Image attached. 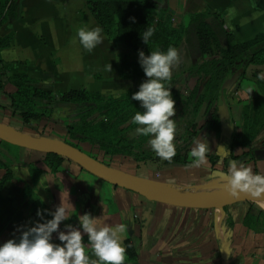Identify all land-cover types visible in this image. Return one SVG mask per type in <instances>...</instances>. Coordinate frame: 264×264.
<instances>
[{
    "label": "crops",
    "instance_id": "crops-1",
    "mask_svg": "<svg viewBox=\"0 0 264 264\" xmlns=\"http://www.w3.org/2000/svg\"><path fill=\"white\" fill-rule=\"evenodd\" d=\"M159 7L168 10L175 27L181 24L185 13L210 10L223 15L226 26L239 41L264 31V0H162ZM85 25H100L85 0H20V16L0 26V37L13 34L10 45L1 50L4 68L10 75L37 79L41 87L57 94L87 88L118 96L138 88L146 76L125 79L118 73L119 55L128 50L111 42L103 31V41L89 51L77 36L78 30ZM177 48L180 61L172 68V77L177 84L179 75H188L195 82L197 75L202 76L199 72H191L196 60L190 57L184 42ZM108 63L112 65L111 72L106 71ZM258 66L264 68V65ZM18 83L14 78L5 82L4 92L0 93V121L18 131L60 138L61 133H55L62 129V119L73 114L75 105L56 100L49 120L24 123L12 111L7 95ZM241 87L239 100L231 89L226 94L236 124L243 121L242 104L258 94L254 87ZM205 109L203 103L198 116ZM197 139L209 144L206 161L198 167L189 168L187 164L165 162L162 158L146 162L131 158L124 163L121 160L125 156L111 164L161 188L191 192L225 188L232 160L251 165L255 173H264V159L258 156L254 159L230 157L231 153L240 155L248 148L264 149V127L247 147L231 148L225 137L206 128L198 132L191 149ZM19 152L21 155L16 157L0 143V159L10 164L14 176L33 186L38 198L50 210L54 211L61 199L72 204L73 207L69 204L72 216L61 222L60 229L65 230V224L80 227L78 217L85 212L99 217L109 226L122 223L125 225L120 233L123 242L131 238L136 251L137 259L130 264H264V198L214 208L175 206L148 200L132 190L115 186L67 158L62 160L58 171L51 172L42 160V152L23 147ZM212 154L216 155L214 159L210 158ZM29 163L44 169L35 184L31 180ZM248 211L256 218L255 227L244 224ZM37 220L40 219L31 214L19 186L13 180L6 181L0 190V242L18 236L22 228ZM83 238L89 255L96 259L87 235ZM53 240L61 243L56 232Z\"/></svg>",
    "mask_w": 264,
    "mask_h": 264
},
{
    "label": "trees",
    "instance_id": "trees-1",
    "mask_svg": "<svg viewBox=\"0 0 264 264\" xmlns=\"http://www.w3.org/2000/svg\"><path fill=\"white\" fill-rule=\"evenodd\" d=\"M86 6L103 28L108 39L115 45L123 46L128 51L119 55L118 73L121 78L145 77V73L138 62V57H133L132 52L138 54L143 50L150 54L159 48L166 51L169 46L178 47L182 42L186 44L191 58L202 60L201 63L192 66V73L197 75L195 84L186 90L178 89L176 80L172 77L168 82L175 99L176 113L172 117L174 121L188 119L183 145L176 146V155L170 163L188 164L191 160L188 154L191 144L196 137L194 127L195 117L205 101L210 96L215 101L210 110V115L201 128L210 127L217 135H220L221 125L218 114V105L221 96L223 82L234 75L245 77L250 65H264V31H260L253 37L239 41L225 24L223 15L210 10L185 13L178 27L172 23V15L166 9L160 8L162 0H85ZM20 16V0H0V26L8 20H16ZM135 19H132V18ZM148 27H155L154 35L148 43H144L141 35ZM13 34L0 37V93L4 92L5 82L11 78L19 81L13 92L7 93L10 99V107L18 114L24 123L33 120H49L53 114V105L56 100L69 102L75 105L72 115L62 119V127L65 129L66 142L87 152L94 158L105 164H111L113 156L119 154L130 156L134 161H148L161 158L154 153L146 138L129 137L128 131L138 127L132 119L126 121L137 111H142L140 102L132 99V93L137 91L127 90L118 96L105 95L99 91L87 88L69 89L60 94L45 89L38 84V80L28 75H10L4 68L1 50L10 45ZM255 77V76H254ZM258 94L244 102V122L241 133L232 135L229 147H247L264 127V79L259 75L254 78ZM226 100V98H224ZM208 129V128H207ZM61 138V137H60ZM11 145L0 140V143ZM90 143L91 149L87 150L81 143ZM96 147V148H94ZM101 154L103 158H100ZM216 155H210L214 159ZM249 157L254 159L257 154L251 148L240 155L230 154L233 159ZM65 159L57 154L43 153L42 160L51 172L60 168ZM165 162H169L165 160ZM0 190L4 183L13 180L20 188L23 197L27 201L30 212L37 216V209H50L36 195L33 186L23 179L14 176L10 164L0 159ZM32 183L35 184L44 171L40 166L29 163ZM258 173V172H257ZM46 218H51L49 212H45ZM228 222L231 223L229 218ZM256 218L248 211L244 217V224L255 227ZM126 259L124 264L134 263L137 259L136 251L131 238L125 239ZM89 252V251H88Z\"/></svg>",
    "mask_w": 264,
    "mask_h": 264
},
{
    "label": "clouds",
    "instance_id": "clouds-1",
    "mask_svg": "<svg viewBox=\"0 0 264 264\" xmlns=\"http://www.w3.org/2000/svg\"><path fill=\"white\" fill-rule=\"evenodd\" d=\"M155 31V27H148L141 35L143 42L147 44ZM102 33L100 25H85L78 30L77 36L83 47L91 51L103 41ZM179 61L180 50L175 46H169L166 51L157 48L147 55L142 49L138 50V62L146 79L132 93V99L138 100L142 109L132 117V121L139 125L136 132L150 136L148 142L151 148L169 162L176 155L173 142L176 123L172 119L176 113V101L168 82L172 78V68ZM106 71H112L110 63L106 65ZM259 78L264 79V74H260ZM208 150L209 144L197 139L190 153L193 159L186 167L204 164ZM225 188L232 194L248 192L260 195L264 192V173H255L251 165L232 160L226 173ZM69 204L72 206L69 201L65 203L61 199L54 211L37 209L40 220L22 228L18 236L0 242V264H124L126 246L120 233L125 230V225L109 226L102 223L99 217L85 212L78 217L80 227L65 224V230H61V222L72 216ZM45 212L50 213V219L44 216ZM54 232L61 243L53 240ZM84 234L96 259L89 255Z\"/></svg>",
    "mask_w": 264,
    "mask_h": 264
},
{
    "label": "water",
    "instance_id": "water-1",
    "mask_svg": "<svg viewBox=\"0 0 264 264\" xmlns=\"http://www.w3.org/2000/svg\"><path fill=\"white\" fill-rule=\"evenodd\" d=\"M227 78L222 86L223 93L231 82ZM222 103L218 105L220 117L227 119V102L224 96H221ZM222 135L230 142L231 131L221 132ZM0 140L9 144L36 150L43 153H53L61 157L76 162L82 168L90 171L103 180L110 182L115 186H120L132 190L148 200L162 202L170 205L191 207V208H214L222 207L238 201L253 200L264 198V192L260 195H253L248 192L232 194L222 188L211 192H191L182 190H167L157 186L150 180L130 174L115 168L110 164H105L97 158L89 155L80 148L57 137L30 134L10 128L0 121ZM257 156L264 159V149L255 150Z\"/></svg>",
    "mask_w": 264,
    "mask_h": 264
},
{
    "label": "rangeland",
    "instance_id": "rangeland-1",
    "mask_svg": "<svg viewBox=\"0 0 264 264\" xmlns=\"http://www.w3.org/2000/svg\"><path fill=\"white\" fill-rule=\"evenodd\" d=\"M132 55H133V57H138V54L137 53L132 52ZM201 62H202V60H196L191 65V67L192 66H195V65H197V64H199ZM185 66H189V65H185ZM183 68H184V66H183ZM182 72H184V70H182ZM262 73H264V68L263 67H262V69H259V66L258 65H250L247 68L245 77L240 78V75L239 74L233 76V78L231 79L230 84L228 85V87L225 90V96H226L227 92L231 89V91L233 92L234 96H236V98L239 100V98H240L239 90L242 89V87H241L242 85H245L246 87H249V88H253L254 87V88L257 89L256 84H255V81H254V78L256 77V75H259L260 76V74H262ZM179 77H180V81L177 84L178 89H182V87H183L186 90L187 88H189L190 86H193L195 84L194 80H191L188 75H179ZM224 98H226V97H224ZM205 100L206 101L203 102V103L206 104L205 112L202 115H199V116L197 114V116L195 117V122H194L195 125H194V127H191L192 129H190V131L191 130L192 131L195 130L196 131V135L198 134V132L201 129H204V128H201L200 125H204L205 124L206 119L210 115L209 114L210 113V110H211L212 106L215 103L214 102L215 100L213 98H211L210 96H206L205 97ZM221 103H222V98L220 99V104ZM243 105H244V103L242 104V107H243ZM218 114H219V112H218ZM189 118H190V120H192L193 116L192 117H189V116L187 117L186 116L183 120L182 119H178L177 121H175V123H176V134H175V137H174V141L173 142H174V144L176 146L183 145L184 142H185L184 139L188 135V132L186 131V127L188 125V119ZM131 119L132 118L130 117L126 121V124H128L131 121ZM219 119H220V125H221V132L231 131V137H232V135L234 133H236V132L241 133L242 126H243V122H244V110H243V121L240 122L239 124H236L235 123L234 115L230 111V107L228 106V104H227V119L228 120H225L222 117H220V114H219ZM136 128L137 127L132 128V129H130L127 132L129 137H132V136L139 137V136H142L143 135V134L137 133L136 132ZM207 128H208V130H212L210 127H207ZM59 129H61V128H59ZM59 129H57V132L55 134H58L59 135L61 133V135H60L61 138L60 139H62V137L65 136V129H64V127H62L63 130L62 129L59 130ZM221 132H220V135L219 136H223ZM47 133H49L48 130H47ZM39 135H42V134H39ZM46 135H48V134H46ZM143 137L146 138L147 142L150 139V136H145L144 135ZM1 144H2V146L4 148L8 149L9 152L11 154H13L14 156L18 157V155L19 156L21 155V153L19 152L20 147L9 146V145H6V144H4L2 142H1ZM81 146L83 148L87 149V150H90L91 149V144L88 143V142L81 143ZM94 148H96V147H94ZM154 153H155V151H154ZM190 153L191 152H189V154H188V158L191 157ZM118 155L119 154L113 156V159H111V162L113 161L112 163H114V160H117L118 158H122L123 157L122 155H120V157ZM98 156L100 158H103L101 154H98ZM131 158L132 157H130V156H125L124 160H121V161L124 162V163L125 162H130L132 160Z\"/></svg>",
    "mask_w": 264,
    "mask_h": 264
}]
</instances>
